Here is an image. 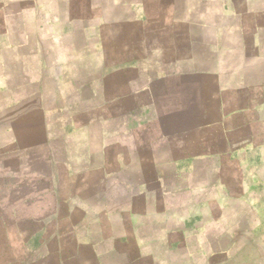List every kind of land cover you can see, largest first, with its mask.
Here are the masks:
<instances>
[{
	"label": "crops",
	"instance_id": "crops-1",
	"mask_svg": "<svg viewBox=\"0 0 264 264\" xmlns=\"http://www.w3.org/2000/svg\"><path fill=\"white\" fill-rule=\"evenodd\" d=\"M0 86L29 261L207 264L206 241H264V0H0Z\"/></svg>",
	"mask_w": 264,
	"mask_h": 264
},
{
	"label": "rangeland",
	"instance_id": "rangeland-1",
	"mask_svg": "<svg viewBox=\"0 0 264 264\" xmlns=\"http://www.w3.org/2000/svg\"><path fill=\"white\" fill-rule=\"evenodd\" d=\"M5 92V87L0 86V95ZM34 120L36 119L32 118L31 121ZM1 136L0 134V139ZM0 162H2L1 153ZM14 184L16 187L17 183L7 181L6 177L0 174V264H44V262H39L38 259L29 261L30 259L26 258L28 256L24 255L23 241H30L29 248L37 249V241L42 238L39 237L38 231L29 230V225L24 223L22 215L17 213V209H14V212H9L10 208L17 207L26 200L30 201V198L22 200L23 198H10L7 196L8 193L12 192ZM13 200L16 202L14 205ZM173 201L174 205H179V202H181L178 199H173ZM183 216L180 213L174 215L178 221ZM231 216L235 220L236 215H223L224 218H231ZM241 233L246 241H206L205 246L202 248H204L203 252L207 255V264H217V262L224 259L226 252L235 256L234 258L230 256L232 259L223 261V264H264V241H249L252 229L242 230ZM164 244H166L165 241ZM182 247V241H174L176 260L182 259ZM216 253L217 255H215ZM191 254H198V249L194 247V241H191Z\"/></svg>",
	"mask_w": 264,
	"mask_h": 264
}]
</instances>
